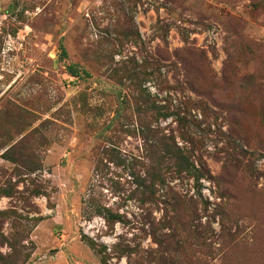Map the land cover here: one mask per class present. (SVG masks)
Instances as JSON below:
<instances>
[{
	"label": "rangeland",
	"instance_id": "rangeland-1",
	"mask_svg": "<svg viewBox=\"0 0 264 264\" xmlns=\"http://www.w3.org/2000/svg\"><path fill=\"white\" fill-rule=\"evenodd\" d=\"M139 92L170 113L143 134ZM137 181L188 205L140 223ZM90 240L108 264H264V0H0V264H103Z\"/></svg>",
	"mask_w": 264,
	"mask_h": 264
},
{
	"label": "trees",
	"instance_id": "trees-1",
	"mask_svg": "<svg viewBox=\"0 0 264 264\" xmlns=\"http://www.w3.org/2000/svg\"><path fill=\"white\" fill-rule=\"evenodd\" d=\"M63 51L64 48L62 47ZM65 52V51H64ZM260 90H262V86L260 88ZM134 108H135V114L134 117L136 119V128L137 130H139L142 134L144 132H146L147 130H149L150 128L148 127V124L150 125V121L148 119L151 120V122H155L156 124H158V122H160L161 120H166L170 118V113L165 111V110H161L159 109L157 112H146L145 111V107L150 103V99L148 96H144L142 93L139 92V97L138 98H134ZM123 104V102H122ZM121 104V106H122ZM121 106L116 114V116L112 119L110 126L108 128H113L115 121H118L119 119L125 118L127 125L123 124L122 126L119 125L118 127H116V130L123 132V133H127V132H131L129 126H131L132 124L134 125V123H130L129 121H127L126 117L124 115H121ZM148 118V119H147ZM133 120V119H132ZM134 121V120H133ZM176 122L179 125L184 126L185 124V119L180 116V115H176ZM151 131H149L148 133H150ZM154 138L155 139V143H156V148L157 151L155 152L156 154V158L158 156H160V153L165 154L166 156L170 155V146L168 144V138L166 137V135H163L160 133L159 131V125L157 127L156 133L153 132ZM116 150H112L110 148H107L103 155L104 156H108L110 161H115V162H119L117 161V159L114 157V153ZM172 157H175L176 159V163L174 165V172L177 175H185L191 179H193L199 186H200V180H201V176H202V171L200 167H197V163L193 162V160L191 158H187L186 156L182 155V153H180L179 151H174L172 152ZM151 158H153L151 156ZM155 158V155H154ZM165 158V157H163ZM103 159V157H102ZM99 160V162L96 165V169L95 171H103V160ZM119 164V163H118ZM162 161H156V169L155 171L157 173L151 174L150 177L154 178V179H158V178H163V174L161 173V168L163 166ZM137 188H142V191H139V199L138 201L142 204V205H146V204H150V206L148 208H146V210H144V214H141L139 221H141L140 223H155L152 220V213L155 207L159 208L160 205H163L164 208L169 209L172 208L173 210L176 211H182L183 209H185L186 205H188V200L182 196L179 193H175L174 195H172L171 199H170V194L165 195L164 199H158L157 198V189L155 188L156 184H150L149 186L144 184V183H139L137 181ZM163 184V183H160ZM199 191V189H198ZM200 192V191H199ZM169 193V192H168ZM154 208H152V207ZM142 208V206H141ZM143 209V208H142ZM100 216L103 217L106 221V223H122V222H129V219L127 218V216L121 215L119 213L118 210H113L111 209L109 206L106 205H99V206H95L92 205V209L91 211H87L86 212V216L87 218H92L93 216ZM138 221V222H139ZM90 245L94 248V250L101 256V261L103 264H108L110 261V255H108L106 253V248L105 251L102 249H98V245L93 241L90 240ZM119 246V245H118ZM159 246H162V253L164 254V257L166 256L165 253L168 254V252L170 251V246L164 245L163 243H159ZM123 253L128 254L126 255L127 258H131L132 254H136L135 252V248H131L130 246H126L125 249H122ZM163 256H161V258H164ZM165 260V258L163 259Z\"/></svg>",
	"mask_w": 264,
	"mask_h": 264
}]
</instances>
